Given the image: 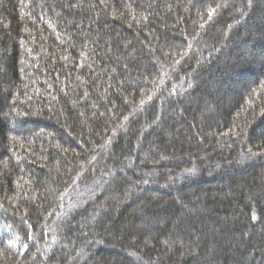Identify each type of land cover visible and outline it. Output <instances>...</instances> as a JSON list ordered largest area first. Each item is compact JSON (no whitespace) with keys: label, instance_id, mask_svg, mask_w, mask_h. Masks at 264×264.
<instances>
[{"label":"trees","instance_id":"obj_1","mask_svg":"<svg viewBox=\"0 0 264 264\" xmlns=\"http://www.w3.org/2000/svg\"><path fill=\"white\" fill-rule=\"evenodd\" d=\"M0 264H264V0H0Z\"/></svg>","mask_w":264,"mask_h":264},{"label":"snow or ice","instance_id":"obj_2","mask_svg":"<svg viewBox=\"0 0 264 264\" xmlns=\"http://www.w3.org/2000/svg\"><path fill=\"white\" fill-rule=\"evenodd\" d=\"M125 119H127V118H125ZM24 247L27 248V245H25Z\"/></svg>","mask_w":264,"mask_h":264}]
</instances>
